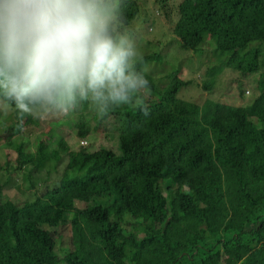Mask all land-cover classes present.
Here are the masks:
<instances>
[{
  "label": "trees",
  "instance_id": "16d2710c",
  "mask_svg": "<svg viewBox=\"0 0 264 264\" xmlns=\"http://www.w3.org/2000/svg\"><path fill=\"white\" fill-rule=\"evenodd\" d=\"M140 1L124 0L123 11L149 68L148 95L142 104L93 115L97 124L114 120L117 150H72L63 136L56 148L53 136L27 149L20 138L42 115H25L21 124L9 106L3 143L15 146L17 157L0 180V264H264V0L158 1L180 46L204 55L196 86L213 94L202 101L179 95L194 80L184 75L186 65L167 70L171 48L143 34L141 25L152 24L141 15L147 0ZM180 55L170 52L171 59ZM152 64L163 66L159 77ZM226 71L237 76L241 100L243 79L260 72L251 105L215 92ZM87 122L80 114L81 138L90 133ZM61 165L59 182L49 183ZM41 170L48 176L35 179ZM16 172L32 198L3 193ZM65 223L70 252L61 255L52 229Z\"/></svg>",
  "mask_w": 264,
  "mask_h": 264
},
{
  "label": "clouds",
  "instance_id": "9594fccd",
  "mask_svg": "<svg viewBox=\"0 0 264 264\" xmlns=\"http://www.w3.org/2000/svg\"><path fill=\"white\" fill-rule=\"evenodd\" d=\"M124 0H0V107L101 114L142 104L149 68L126 27ZM147 115V107L142 109Z\"/></svg>",
  "mask_w": 264,
  "mask_h": 264
},
{
  "label": "rangeland",
  "instance_id": "374dc122",
  "mask_svg": "<svg viewBox=\"0 0 264 264\" xmlns=\"http://www.w3.org/2000/svg\"><path fill=\"white\" fill-rule=\"evenodd\" d=\"M146 0L140 1L141 3ZM159 0H147V3H145V12L144 14L141 13L144 19L147 20L146 24H152L151 30L146 29V25H141V30L143 31L147 37L154 39H162L163 44H166L171 48V50H167V55L164 59V64L167 66V70H172L173 67H181L182 65H186L187 67H184V75L187 78L193 79L194 82H192L187 87L183 88L180 92V96L184 93L185 96L188 98H192L193 100L202 101L205 97H209L213 94V91L204 90L198 86H196V83L199 82V77L201 76V72L206 68V64H202L204 55H201V52L197 51H189L186 49H183L180 46L179 41L175 37V35L171 32V28L165 25L164 19L161 18V16L158 14V6L160 3ZM170 5L180 3L181 0H165ZM156 3V4H155ZM140 24L137 23V26ZM136 42V41H135ZM138 43V41H137ZM136 43V44H137ZM145 43V42H144ZM179 50L181 53L180 56H174L173 59L170 57V52L172 50ZM141 50V48L139 49ZM151 51H155L154 48L151 49ZM201 59V60H200ZM202 66V67H201ZM150 69H153L155 73L157 74V77L161 75L163 66L159 65V67L155 64H152L150 66ZM264 69V68H263ZM166 70V71H167ZM260 72L257 74L251 75L249 78L243 79L245 82L246 88V98L245 100H241L238 96L237 91L235 89L238 87L237 83V76L230 71H226L220 76V79H223L224 85L223 86H217L215 87V92L220 91L223 94L227 95H221V97L225 100H231L235 104H245L251 105L253 101L255 100L256 96L258 95V91L254 89V85L252 83V80L259 78ZM165 79H163L164 81ZM222 81V80H220ZM244 82L242 84L244 85ZM228 86V87H227ZM225 87V88H224ZM253 87V88H251ZM229 89V90H228ZM228 90V91H227ZM184 91V92H183ZM184 97V96H183ZM79 107L76 109L74 113H57V114H41L42 118L39 120L38 125H33L32 127H27V129L23 132L22 137L20 138L21 141H24L26 143L27 149H31L34 151L37 148V142L38 140L42 139H48L49 141L54 136L53 141L51 143L52 148H56L58 146L57 143V136H63L64 139L68 140L70 147L72 150L79 149L83 144L81 143L82 140H87L88 144L83 145L86 147H89L91 150H96L101 146H107L110 148H113L117 150L118 143H117V133L118 130L116 128V124L112 118H110L108 121L102 122L101 124H97V119L93 117L94 114L97 113V111L94 108H89L86 111H81ZM0 162L2 163V167H0V180L2 183L7 180V177L5 178V170L3 168L6 167L7 164L16 165V157L17 152L15 149V146H11L9 144L3 143L6 138H8V135H3V128L4 126L8 125L10 123V118L12 117L11 112L12 108L8 107L7 109H4L0 107ZM80 114L82 116H86L87 127L90 131L87 137L81 138L78 135L79 128L76 127V124L80 122ZM3 123V124H2ZM50 126L51 129H50ZM53 131V133H52ZM62 169L63 165L59 167V171L52 170L50 176L48 177L47 181L49 183H56L59 182L61 175H62ZM33 176L35 179H42L46 178L48 176L46 170H41L39 172H34ZM23 176L20 174L14 173L12 181L8 183L4 189L3 193L6 197L22 201L26 198H32L33 193L30 191L29 188H27V185L29 184L26 180H23ZM68 224L65 223L63 226H61L58 229H52L53 234L57 240L56 243V251L59 252L61 255L66 254V252H70L68 249V242L70 238V234L68 231ZM56 230V231H54ZM63 241V244H62Z\"/></svg>",
  "mask_w": 264,
  "mask_h": 264
},
{
  "label": "built area",
  "instance_id": "2783aa9c",
  "mask_svg": "<svg viewBox=\"0 0 264 264\" xmlns=\"http://www.w3.org/2000/svg\"><path fill=\"white\" fill-rule=\"evenodd\" d=\"M81 143H82L83 145H87V144H88V141H87V140H82Z\"/></svg>",
  "mask_w": 264,
  "mask_h": 264
}]
</instances>
